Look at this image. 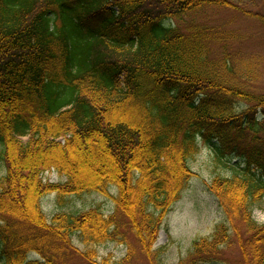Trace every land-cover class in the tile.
I'll use <instances>...</instances> for the list:
<instances>
[{
    "label": "trees",
    "instance_id": "16d2710c",
    "mask_svg": "<svg viewBox=\"0 0 264 264\" xmlns=\"http://www.w3.org/2000/svg\"><path fill=\"white\" fill-rule=\"evenodd\" d=\"M207 7L240 9L232 0H0V264H112L96 245L125 242L123 226L149 257L201 140L232 170L207 182L224 219L177 264L214 261L235 224L243 264H264V222L252 214L264 199V93L252 89L250 56L230 53L210 23L186 21ZM90 158L112 163L95 171ZM48 169L65 181H44ZM50 192L60 203L109 194L114 208L48 219Z\"/></svg>",
    "mask_w": 264,
    "mask_h": 264
},
{
    "label": "rangeland",
    "instance_id": "374dc122",
    "mask_svg": "<svg viewBox=\"0 0 264 264\" xmlns=\"http://www.w3.org/2000/svg\"><path fill=\"white\" fill-rule=\"evenodd\" d=\"M232 1L240 9L207 7L188 15L186 21L210 23L227 36L224 44L230 53L246 58L250 56L253 64L258 67V76L251 84L252 89L258 93H264V23L244 12L264 14V0ZM21 139L25 141L27 137L24 136ZM213 154L212 147L201 140L199 152L189 162L195 174L181 192L180 197L162 215L149 257L141 250L138 239L127 226L122 227L125 242L111 241L96 245L99 256L109 257V262L112 264H177L180 260H186L192 250L193 241L209 237L215 226L224 219L217 199L207 189V182L215 174L230 175L232 170L230 167L215 163ZM237 161L239 159L234 157L231 159V164L234 165ZM101 163L108 165L107 163L111 164L112 161L89 159V165L95 171L101 167ZM4 173L5 163L0 159V177ZM42 176L47 182L65 181V177L53 169L45 170ZM109 191L110 194L116 195L115 187H110ZM41 204L48 219L56 211L75 213L90 207L101 206L105 213H109L114 208L113 199L109 194L96 192H85L79 196L69 195L62 203L58 201L55 192H50L42 198ZM252 214L257 222H264V199L254 206ZM119 218L124 221L122 215ZM238 228L243 233V226L235 224V228L228 232L232 241L234 240L231 247H221L219 253L212 256L215 258L214 261H198L194 264H243L240 249L236 245ZM73 240L78 247L84 248L76 237ZM30 256H36V254L30 253Z\"/></svg>",
    "mask_w": 264,
    "mask_h": 264
}]
</instances>
